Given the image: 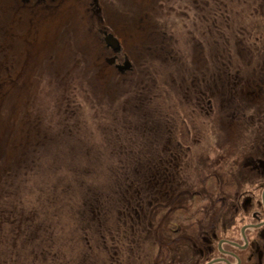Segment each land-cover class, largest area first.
<instances>
[{
    "label": "rangeland",
    "instance_id": "obj_1",
    "mask_svg": "<svg viewBox=\"0 0 264 264\" xmlns=\"http://www.w3.org/2000/svg\"><path fill=\"white\" fill-rule=\"evenodd\" d=\"M98 1L99 14L87 10V1L68 0L54 3L57 11L48 18L46 13H0V126L30 143L19 146L25 175L0 182V264H115L111 245L119 237L110 227L117 229L119 216L108 214L104 226L109 230L96 234L102 222L90 221L87 210L95 196L112 192L117 198L125 176L134 180L140 170L146 177L148 163H156L159 171L162 159L172 163L176 157L200 195L151 221L152 226L165 222V231L190 232L197 212L208 206L205 195L217 199L218 185H236L240 174L255 166L254 143L264 128L262 93L253 103L240 104L241 112L234 109L236 125L230 129L218 124L222 117L216 119L219 129L210 126L195 105L196 97L204 100L209 82L218 84L240 69L239 77H250L251 84L254 69L262 66L248 62L242 47L250 42L238 36L245 24V35L254 40L247 30L255 23L254 1ZM12 15L21 20L13 23ZM262 20L256 17L260 27L254 38L264 51ZM23 21H30L34 31L21 27ZM99 31L118 41L119 51L110 56L117 67L107 61L110 51ZM6 149L13 153L10 145ZM217 168L219 177H212ZM257 183L230 191H251L256 201L261 195ZM250 211L241 202L233 225L219 238L241 242L239 229L256 222ZM142 220L132 226L134 250L147 234L151 242L154 230L162 237L160 225L149 232L144 227L149 219ZM16 253L22 263L12 259Z\"/></svg>",
    "mask_w": 264,
    "mask_h": 264
},
{
    "label": "trees",
    "instance_id": "obj_2",
    "mask_svg": "<svg viewBox=\"0 0 264 264\" xmlns=\"http://www.w3.org/2000/svg\"><path fill=\"white\" fill-rule=\"evenodd\" d=\"M17 19H19L18 16L13 17L12 15L13 23H17ZM1 26L2 24L0 23V29ZM261 131L262 132H260L258 138H256L257 142L254 143V149L256 150H254L253 157L255 159L260 156L263 157L264 155V128H262ZM9 136L13 137V139L9 140ZM8 145L11 146L13 153L7 151L6 147ZM23 145H30V143L27 140H16L10 129H6L4 125L0 126V182H7L11 177L25 175L24 171L27 167L22 162L24 157L22 152L24 149L19 148V146ZM148 161H151V157ZM178 162L179 161H177L176 157L172 160V163L171 161L164 162L162 159L159 170L163 171L160 175H158L156 163H148L146 177L142 176L139 170V176H135L134 180L125 176L123 180L118 183L117 198H114L112 192V196L107 192L104 195H101V199H99L98 196H95L93 199L94 203H92L93 206L89 205L87 208L89 215L91 216L90 221L92 219L93 223L97 225V219L99 217L106 218L108 214L97 215L95 212L99 211L105 213L107 211H117L118 207H110L108 204L113 202H124L126 205L129 204L131 206L132 218L139 220L144 218L147 220L149 219V221H147L148 229L149 227L159 226L161 222L156 224L155 222L158 218L162 220L163 211L166 212V215L168 214L167 210L170 212H176L178 209L177 207L185 202H189V200L194 197L193 195H200V192L195 189L196 187L191 186V176L183 170L184 167L182 166L181 161L179 165H177ZM256 176L253 173H248L246 170L244 175L240 174L238 181H235L236 185L232 181H229L225 182L220 188L217 184L218 187L216 188V192L219 197L214 199L209 194L205 195L208 206L203 211L200 210V212H197V217H195V219H197L195 227L190 232L185 228L182 230L180 228V230L169 229L170 231H165V222L159 227L162 234L161 238L158 229V234L156 236L155 230H152L153 238H151L150 240L152 241L149 242L148 264H206L208 261L214 259L215 255H217L216 257L221 256L216 247L217 242L222 238H219V234L220 232L223 233L224 229L233 225L235 215L241 211V202L243 203L245 199L244 196H246L244 193L242 195L239 194L241 191L239 188H243L247 183L255 185L256 182H258L259 191L262 192L264 189V176ZM254 178L257 180H254ZM160 181H164L162 187L159 183ZM151 185H156V187H151ZM203 186L204 185L200 186V188ZM236 186H239V188L237 187V192H231V188H236ZM192 187H194V189H192ZM122 189L125 192H123ZM218 199L222 202L220 206L218 205ZM100 200L107 203L101 202ZM259 200L260 197L258 201ZM148 203H152V205H149L148 208L145 209L146 204ZM82 206H84V204ZM145 210L148 211V218L145 217ZM124 211V208H122L121 212ZM253 211L254 209H251L250 212ZM198 213H201V215L198 216ZM202 214L203 218L200 219ZM118 216L124 218L125 213H120ZM261 217H264L263 210ZM154 218L155 222L154 226H152L151 220ZM6 221H4V223L7 224ZM138 224H140V222ZM191 227H193V225H191ZM262 228H264V226L260 229H254V233L252 234L249 233L251 240L257 242L260 246L258 244H253L249 252L245 250L243 251L246 252L245 260L247 261V264H264V239H261V234H263L261 231ZM149 232H151L150 229ZM140 237H138V239H140ZM156 246L161 247L157 249ZM256 246L260 247L259 252H256ZM243 252L240 251V257L243 255L241 261L244 260ZM246 261L244 262L246 263Z\"/></svg>",
    "mask_w": 264,
    "mask_h": 264
},
{
    "label": "flooded vegetation",
    "instance_id": "obj_3",
    "mask_svg": "<svg viewBox=\"0 0 264 264\" xmlns=\"http://www.w3.org/2000/svg\"><path fill=\"white\" fill-rule=\"evenodd\" d=\"M55 1H56L55 3L65 5L67 0H55ZM73 1L77 2L78 0H68V2H73ZM87 1H90L88 5L90 7H88L87 10L91 11V13L99 14L102 12L98 4V0H87ZM253 1L255 5V9H254L255 23H253L254 25L252 26V28L250 27L248 28L246 27V28L250 36L254 40H251L249 36L245 35L246 33L245 24L242 26V31L238 33V36L241 37L240 41L242 42L244 41L245 44L248 45L249 43L247 42H250V44L246 48L242 47V50H246V52L248 53V56L250 58L248 62L252 63L253 65H257V66L262 65V66H258L257 71L256 69H254L255 73L252 74L254 78L250 81L251 84H248L249 81L246 80V78L251 79L250 77H246V78L239 77L240 69H238L235 73H229V75L223 78L221 81H219L218 84L214 82H209L207 90L203 93L204 100H203V97L200 98V100L197 97L195 99L196 108H198L199 110L201 109L200 111H204L205 115L208 116L209 118V122H208L209 125L215 126L217 129H219V127L216 124L217 118L222 117L224 121L222 123L219 119V123L218 122L217 123L220 126L225 124L224 125L225 129H230L236 125L234 124L237 118L236 117L234 119L235 114L236 113L238 114V112L242 111V106L240 104L248 105L250 103H253L254 100L258 98V96L261 93L262 94L260 96L264 97V51L262 50V48H260L261 43L257 42V40L254 38V36L256 37V35L259 34L260 26L258 22H260L261 19H264V0H253ZM56 5L57 4H54V0H0V13H48V11H53L54 6ZM242 11L243 13H245L244 10ZM85 12H86V7H85ZM256 17L258 19V22L256 21ZM98 19L99 20L95 21V25L97 29H99L97 26L100 24L99 21H101V15L98 16ZM262 24H264L263 20H262ZM99 33L101 32L99 31ZM109 34L110 33H107L104 31H102L101 33L104 47L110 51V55L107 57L108 58L107 61L112 62L114 65L116 64L118 65V63L116 62L117 60L116 61L113 60L115 56H113V58L110 56L114 53H117V51H119V44H118V41L116 39L114 40L113 37H110ZM108 40H111L112 43L109 42ZM114 42L118 44L117 49L113 46ZM124 63L125 61L123 62V64ZM117 65L115 67H117ZM127 65L128 63L126 64V66ZM224 83L226 84V89H223V85H225ZM247 84L248 86H245ZM234 109L236 110L238 109L237 110L238 112L234 111ZM253 128H255V125L253 126ZM185 148H187L189 151L191 150L190 146H185ZM263 158H264V155H263ZM263 158L260 156L256 159H253L254 162H256L255 166L252 169L247 170L248 173H251V174L253 173L255 176L256 175L264 176V159ZM162 171L163 170H159L158 175H160ZM220 171H221L220 168L215 169L212 177L218 178ZM159 183L162 187L164 181L163 182L160 181ZM262 192H261L260 200L255 201L254 196L252 195L251 191H247V190L244 191L246 196H244L245 199L243 201V208L246 210L254 209V211L251 212V217L253 218V220L256 221L254 223L250 222L245 225H256L264 221V219L262 220V217H261L262 210H263V215H264V205L262 203ZM120 204L121 203H115V202L108 204L110 207H118L117 211L114 209L115 211H107L105 213H102L99 211L95 212V214L97 215L110 214V213H115L116 215H120V213H125L124 219H122V217L121 218L118 217L117 219H115V224L117 225V229L109 226L110 229L114 230L115 232L116 231L118 232V237H119L117 243L115 245L114 244L111 245L112 250H114L113 256H112L114 259V262L115 264H148L149 262V251H148L149 242L147 238L148 234L145 237V239H142L140 241V245H139L140 249L138 247L136 250H134V241L132 239L133 223L138 222V221H142L143 223H145V220H139V219L132 218L131 206L129 204L125 205V208H124L125 211L121 212L122 209L120 207L121 206ZM149 205L151 206L152 203L146 204L145 209H147ZM145 213H147V210H145ZM4 221L6 220H3L2 223H4ZM97 221L98 223H101V222L102 223L98 224V226L96 227V230H95L96 234H99V232L101 231L107 232L109 230V228L104 226L105 224L108 223L106 218L101 219V217H99ZM144 227L148 229L147 225H145ZM123 229L125 230V235L123 234L124 236L122 235ZM240 229H239V239L241 240V242L239 240L236 241L237 239L233 240L232 238L222 237L218 241V244L216 246L221 256L215 257L214 259L208 261L206 264H209V263L210 264H244L245 263L244 261H246L245 260L246 254H244V260L241 261V258L243 256L240 257V251L243 252L245 250L249 252L253 244H258L257 242L252 241L251 238L249 237V233H247V231L254 230L256 228L249 227L248 229L244 231L246 242L242 238ZM257 229H260V228H257ZM122 237H123V241L121 242L120 238ZM261 237L264 238V234H261ZM124 238H125V243L123 244ZM233 241H236L237 243ZM122 244L125 246L124 251H122L123 249ZM259 246H256V252L260 251ZM219 247L221 251L219 250ZM124 253H125V257H124V261L122 262L118 260V257L119 255L123 256ZM135 255L137 256L136 260H134ZM12 259L17 260L18 262L22 263L21 258L18 255V253L13 254ZM214 260H218V261L212 263V261ZM245 264H247V261Z\"/></svg>",
    "mask_w": 264,
    "mask_h": 264
},
{
    "label": "bare ground",
    "instance_id": "obj_4",
    "mask_svg": "<svg viewBox=\"0 0 264 264\" xmlns=\"http://www.w3.org/2000/svg\"><path fill=\"white\" fill-rule=\"evenodd\" d=\"M86 1H87V0H78L77 2L80 3V4H83V3H86ZM55 2H56V1L54 0V3H55ZM87 2H90V1H87ZM98 2H99V1H98ZM98 4H99V3H98ZM56 11H57V10H56ZM56 11H55V12H56ZM55 12H54V8H53V11H48V13H46V14H47V15H46L47 18H48L52 13H55ZM49 13H51V14H49ZM5 15H7V13H4V16H5ZM13 17H14V15H13ZM38 17H39V15H37V18H38ZM88 20H90V19H88ZM43 21H45V19L42 18V22H43ZM21 22H22V21H19V24H20ZM24 22H26V25H25ZM43 23H45V22H43ZM39 24H40V22H39ZM39 24H38V22H37V26H38ZM23 25H24L25 27H28L29 30H30V28H31V29L34 31V27H32V23H31L30 21H23V23H22V27H23ZM34 33H35V32H34ZM29 34H30V33H29ZM109 36H110V37H113L111 34H109ZM113 39L115 40L114 37H113ZM19 40H20V39H19ZM33 40H34V38H33V39L30 38V40L28 41V43H27V42H26V43L23 42L22 45H26V46H27V45H28L29 43H31ZM22 41H23V40H22ZM26 41H27V40H26ZM34 41H35V44H36V43H37V41H36V37H35V40H34ZM108 41L112 43L111 40H108ZM113 46H114L116 49L118 48V44L115 43V42L113 43ZM24 50H25V48H24ZM27 58H28V54H25V59H27ZM24 63H25L26 65H28V61H25V60H24ZM177 165H179V162L177 163Z\"/></svg>",
    "mask_w": 264,
    "mask_h": 264
},
{
    "label": "water",
    "instance_id": "obj_5",
    "mask_svg": "<svg viewBox=\"0 0 264 264\" xmlns=\"http://www.w3.org/2000/svg\"><path fill=\"white\" fill-rule=\"evenodd\" d=\"M262 203H263V205H264V191L262 192ZM264 224V222H261V223H258V224H256V225H246L245 227H243V228H248V227H255V228H258V227H260V226H262ZM241 234H242V238H243V240L246 242V240H245V236H244V230L243 229H241ZM219 245H220V243H219ZM219 250L221 251V249H220V247H219ZM216 261H218V260H214V261H212V263L213 262H216ZM210 264V263H209Z\"/></svg>",
    "mask_w": 264,
    "mask_h": 264
}]
</instances>
